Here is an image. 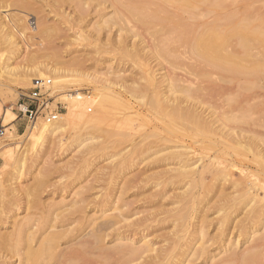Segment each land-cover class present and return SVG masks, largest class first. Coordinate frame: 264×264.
Segmentation results:
<instances>
[{
    "label": "rangeland",
    "instance_id": "rangeland-1",
    "mask_svg": "<svg viewBox=\"0 0 264 264\" xmlns=\"http://www.w3.org/2000/svg\"><path fill=\"white\" fill-rule=\"evenodd\" d=\"M99 1L32 0L28 1L30 5L26 3L25 6L3 3L2 6L0 3V22L7 26L4 27V32H9L11 26L8 25L16 24L18 28L15 29V37L12 35L16 43L14 54L4 47L6 44L0 34V59L2 55L5 58L1 60L0 67L6 61L19 75V82L16 83L7 79L10 74L0 76V104L19 114V104L23 102L20 100L22 93H28L34 87L35 79H41L38 75L28 77L23 73L35 66H42V71L46 73L42 80L51 81L41 91L48 102L44 111L46 114L56 113L59 118L60 114L67 112V98L72 94L79 92L89 98L87 108L81 110V114L70 125L47 138L42 145L29 147L27 141L19 137L13 140L0 139L2 149L12 147L15 150L14 159L9 163H6L0 151V260H5V264L25 263L24 256L30 244L28 233L35 234L36 239L31 245L37 248L51 232L62 233L67 230L63 234L65 236L62 235L58 241L54 261L60 263L62 260L61 263L64 264L70 257H74L66 261V264H142L174 244V230L177 229L173 224L176 216L190 212V216L194 218L195 212L192 213L191 207L197 206L196 201L185 205L178 202L181 198L195 194L200 201L203 197V207L209 199L214 202L219 195L218 190L211 188L212 178L208 169L204 174V190L199 182L191 181L197 177L196 172L193 178L183 177L178 172V158L175 157L177 152H190L192 156H189L194 157L191 162L199 160L195 163L198 171L207 166L209 168L213 153L206 145L210 141H205L202 146L193 144L194 140L188 133L161 131V122L166 120L164 112L158 109L156 102L153 105L159 111L149 104L154 99H151L154 94H159L156 97L159 100L163 97L150 84L147 86L146 76L151 72V76L159 82L164 72L168 70L171 73L173 70L169 60L159 57L160 53L154 49L158 36L155 38L153 35L157 34L156 29L159 27L148 25L152 28L149 29L146 25L144 28L133 19L131 22L123 16L120 19V13L115 6L112 7L114 3L111 0ZM167 1L172 3L167 5L165 1L164 5L173 11L176 9V1L179 2L177 5L181 4L179 0ZM202 4L200 2L196 9L207 8L205 3ZM227 5L228 9L218 8L216 14L211 10L214 13L206 17L208 8L206 11L198 9V14L203 13L200 18H196L201 30L205 23L208 25L219 13L223 14V18L225 13L234 14L236 9L237 18L246 10L253 12L252 16L256 17L259 16L258 13H264V0H228ZM256 17L253 21L255 24ZM42 30L48 31L43 33ZM9 56L12 57L11 60H8ZM47 65L65 72L54 76L52 72H48V68L45 69ZM177 72L179 75L186 74L182 69H176L175 73ZM234 76L225 82L215 77L214 84L221 85L216 86L218 90L213 95H204L205 98L201 96L204 102L199 99L203 102L199 110L214 126L227 121L224 120L225 117H236L237 119L226 122L237 130L236 135L240 134L242 128H249L247 132L250 129L263 131L261 124H264V81L250 78L244 80V75L236 80L237 75ZM27 78L31 82H25L24 79ZM142 83L149 91L139 97V100L136 99L137 102L122 89L123 86L140 87ZM246 85L250 88L243 91ZM203 93H207V89ZM181 95L179 92L176 94ZM104 99V110L93 118L89 117L91 113L96 114V105ZM127 100L134 103L135 108L132 111L142 115L128 110ZM39 119L46 122L43 117L37 120ZM1 121L0 118V125ZM17 121L19 134H22L29 123L20 122L19 119L15 122ZM240 176V171L235 169V177ZM40 181L46 183L43 189L39 185ZM224 185L226 192H229L228 182ZM71 212L75 214L70 215ZM217 215L212 217L216 218ZM106 221L115 224L110 230L104 231L105 238L99 248L86 252L88 249L81 242L87 238L85 234L95 231V226L107 223ZM251 231L255 233L252 234L255 238H241V250L253 245V241L264 232V227L259 224ZM216 232L211 227L208 235L213 237ZM200 243L198 241V245ZM126 244L140 248L139 251L144 252L141 258L138 255L134 260L128 259L129 256L120 259L117 248H124L119 246ZM211 245L212 242L206 245L210 247V256H202L198 259L199 264H212L211 256H214L215 261L225 257L223 252L217 250V245ZM15 246L20 250L16 251ZM74 252L76 253L73 256L71 253ZM65 253L69 254L67 259ZM61 254H64L65 259H62Z\"/></svg>",
    "mask_w": 264,
    "mask_h": 264
},
{
    "label": "bare ground",
    "instance_id": "bare-ground-1",
    "mask_svg": "<svg viewBox=\"0 0 264 264\" xmlns=\"http://www.w3.org/2000/svg\"><path fill=\"white\" fill-rule=\"evenodd\" d=\"M28 1L30 2L32 0H0V3L1 5L3 3L7 5L23 4L25 6L26 3L27 5L31 4H28ZM165 1L167 5L172 3L171 1H169L171 3H168L167 0H162L160 3L157 0H111V3H114V5L112 4V7L115 6L118 13H120V19L125 17L129 22H131V19H133V21H136L137 24H142L144 28L146 25L147 27L148 25L159 27V29H156L157 34L155 33L153 35L156 36L155 38L158 36L156 39L158 42L154 43V49L160 53V56L158 55L159 57L169 60L173 70L171 73L167 72L168 70L166 73L164 72V74H162V79L159 82L153 76H151V72H149L150 75L146 76L145 81L148 82L147 86L150 84L153 88H155V90L157 89L158 93H161L163 97L161 100H159L156 98L159 94H154L151 99L154 97V99L157 100L155 101L152 99V102L149 101V104L151 103L150 105L154 106L153 108H156V106L153 105V103L156 102L155 104L157 105L158 109L160 108L161 111L164 112V117H166V120L161 122V131H182L184 134L188 133L194 140L193 144L202 146L207 141H210V143L206 145L213 153L209 168L207 166L198 171L195 163L199 160L197 159L196 162H191L193 160L192 158L194 157L191 158L189 156H192V153L190 152H177L175 157L178 158V172H181L180 174L183 177L192 178L196 172L197 177L191 179V181L199 182L201 184L200 187L204 190V174L206 169H208L212 178L211 188L218 190L219 195H217V199H215L214 202H210L211 200L209 199L208 203H206L203 207L201 206L203 197H201L200 201L197 199L195 194L181 198L178 202H183L185 205L196 201L195 203L197 206L195 205L191 207L192 213L195 212L194 218H192V215L190 216V212L176 216V220L173 224L177 229L174 230L176 237L172 236L174 244L172 243L170 249L163 250L160 252V255L156 254L151 257L150 261H145L142 264H186L185 262L189 264H199L198 262L202 256L207 255V258L210 256V247L208 248L206 246L210 242H212L211 246L217 245V250H219L220 253L223 252L225 255V257L223 256L219 260L216 258L217 261L214 260V256H211L210 259H212V264H264V232L258 238H256L255 241L259 240L258 242L253 241V245L244 250H241L240 248L241 238H247L249 240L253 237L254 239L255 236L252 235L254 232L251 230L258 227L259 224H262L264 227V130H256L253 128L254 130H248L249 132L253 131L251 134L247 132V129L249 128H245L246 130H244L241 127L242 129H239L240 131L238 130L240 134L236 135L235 131L237 130L229 126L230 123L226 124L227 121L229 122L230 120L237 119L236 117H225L224 120L227 121H222L221 125L214 126V123L206 118L199 110L200 104L204 102L203 98H205V96L207 97L208 94L213 95L212 93L218 90L216 89V86L221 85L219 83L218 85H216L217 83L214 84V82H216V79L215 81L213 80L215 77L225 82L230 81L227 79L234 75H237L236 80L239 78V76L243 77L244 75V80L250 78L264 81V13H260L262 15L258 13V17L253 15L256 17L255 24L253 23L255 17L252 16L253 12L250 13V10L242 12L240 11L242 16L239 18L236 17L238 14V11H236L237 9L235 10L234 14L230 13L229 15L228 13H225V11L224 18L222 17L223 14L220 13V15H213L215 16V19L210 21L208 25L205 23V27H202L203 29L201 30V25L196 20V18H200V15L203 13L201 12V14H198L197 11H202L208 8V14H205V17L209 15L211 16L210 13L218 11V8L222 9L225 7L228 9V0H179L181 4L177 5L179 2L176 1V9L174 11L172 9L173 6H171L172 10H169V8L164 5ZM200 2L201 4L202 2L203 4L205 3L204 5L207 8L202 9L198 7L200 10L196 9ZM194 8L196 11H194ZM211 10L214 12H211ZM179 11H181V13ZM28 12L30 11L28 10ZM184 14H186L187 17H185ZM202 19L198 20L202 22ZM115 20L118 21V19ZM205 22H207V20H205ZM0 26V34L4 38L3 41L6 44L5 45L3 43L5 45L4 47H7L6 49L10 50L11 54H14L16 51V43L12 39V35L15 37L17 32L15 30L18 29L16 24L8 25L11 26L9 27V32L12 30L11 33L8 32L9 34L4 32L5 26L2 22H0ZM197 26L200 27L199 30H197ZM45 31L48 30H42L41 32L45 33ZM137 33L135 34L137 35ZM155 54L157 55L156 52ZM11 58L12 57L8 58V60H11ZM4 59L5 58L2 55L0 62H2L1 60ZM41 67L42 66H35L30 70H24L25 72L23 73H25L28 77L32 75H38L41 78L40 80H42L45 79L46 73L42 71ZM47 68L48 72H52L54 76H57L59 73L64 71L62 69H52L53 67H49L48 65L45 67V69L47 70ZM176 69H182L184 72H186V74L179 75L180 73H175ZM4 74H10V77L7 78L9 81L15 83L19 82V75L17 74L16 70L13 71L11 65L6 61H3V65L0 67V76L2 77ZM171 75L173 76L171 77ZM24 81L31 82V79L27 78L26 80L24 79ZM55 84H58V82ZM142 86H144L143 83ZM142 86L136 88L131 86H123L122 89H124L123 91L128 93L131 98H135L134 101L137 102L139 97L144 96V93L148 90L145 86ZM247 87L242 90L246 91L250 88L249 86ZM206 89L207 93H203V91H206ZM178 92L182 95L176 96ZM202 95L205 96L201 98ZM199 99H203V102ZM67 101L69 103L68 111L60 114L59 118V114H56L57 117L55 119L58 118L56 121L55 119L43 117L46 119V122L42 119H39L36 120L37 122L34 121L32 124L29 123L22 134L17 132L14 122L17 118V114L12 110V108H5L2 104H0V118L2 119L1 124L6 126L8 133L6 136L1 137L0 139L3 138V140H13L19 137L26 140L27 145H30L29 147H37L42 145L41 143H44L47 138L56 135L59 131L70 125L81 114L80 111H84V109L87 108V105H89V98L85 97L79 92L72 94L70 98H67ZM104 103L105 99L96 105V114H94V112V115L91 113V115L88 116L93 118L100 114L104 110ZM133 104V101L127 100V109L131 111L134 110L135 107ZM88 112H90V110ZM132 112L140 114L139 112ZM160 112L158 113L160 114ZM242 117L247 119L245 116ZM52 120L54 121L51 122ZM261 125L262 128H264V124L262 123ZM259 128L261 127L259 126ZM241 131H243L244 134L241 133ZM191 148L194 152L196 151L193 145ZM0 151L6 163H9L12 159H14V148L11 147L2 149L0 147ZM235 169L240 171L241 176L239 178L235 177ZM43 182L44 181H40L39 184L42 186V189L43 185L46 184ZM227 182V189L229 192H226L227 190L224 187V184ZM198 201L200 207L198 206ZM75 210L74 212H76L78 209L76 211ZM71 213L70 215L75 214ZM70 215L68 213V216ZM213 215H217V217L213 218ZM241 215L242 217H240ZM70 220L72 219L70 218ZM26 222L28 223L30 221ZM114 224L115 222H107L97 225L98 227L94 225L96 228L95 231L85 234L87 235V238H84L81 241L83 246L88 249L85 251H95L97 248H99V244L105 238L103 237V233L106 234L104 231L110 230ZM23 225L24 224H22V226ZM27 227L28 224L26 228ZM211 227L217 231L213 237L208 235V231ZM67 231H62V233L51 232L40 242L37 248L31 245V242L36 239L35 234L28 233V240L30 241V244L28 245V250L24 256V264L52 263L56 257L55 251L59 246L58 241L61 239L63 234L67 233ZM175 231L178 232L176 233ZM27 232H29V230ZM37 232L38 231H36V233ZM182 232L184 233L181 234ZM18 239L17 242L19 241ZM198 241H201L200 245H198ZM119 247H124L120 249L117 248V254L119 255L120 259H126L125 257L127 256L128 258L129 256L128 259L134 260L136 259V256L138 257V255H140L141 258V255H143L142 253H144L139 251L140 248H135L128 244ZM17 250L20 249L16 247V251ZM75 253L76 252L71 254L74 256ZM120 254L122 255L120 256ZM61 255H63L62 259H65L64 254ZM65 255L67 254L65 253ZM68 255L66 259L68 258ZM71 258L74 259V257H70L69 259ZM4 261L5 260L2 262L0 260V264H5ZM60 261L62 262V260ZM66 261L64 264L68 262ZM61 262L59 263L57 260H55L53 263L63 264Z\"/></svg>",
    "mask_w": 264,
    "mask_h": 264
},
{
    "label": "built area",
    "instance_id": "built-area-1",
    "mask_svg": "<svg viewBox=\"0 0 264 264\" xmlns=\"http://www.w3.org/2000/svg\"><path fill=\"white\" fill-rule=\"evenodd\" d=\"M50 82V79H35L34 87H32L28 93H22L20 100L23 102L19 104V114L17 115L16 120L21 119L28 124L36 121L40 116L48 117V119H55L57 117L56 113L46 114L44 112L48 107V102L41 91L46 86V84ZM4 135H6V126L0 125V138Z\"/></svg>",
    "mask_w": 264,
    "mask_h": 264
},
{
    "label": "crops",
    "instance_id": "crops-1",
    "mask_svg": "<svg viewBox=\"0 0 264 264\" xmlns=\"http://www.w3.org/2000/svg\"><path fill=\"white\" fill-rule=\"evenodd\" d=\"M19 121L22 122L23 120L19 119ZM14 122H15V121H14ZM23 122H24V121H23ZM18 123H19L18 121L15 122V125H16L17 132L19 133L20 128H19V126H18Z\"/></svg>",
    "mask_w": 264,
    "mask_h": 264
}]
</instances>
